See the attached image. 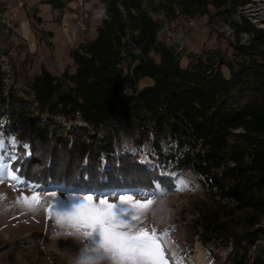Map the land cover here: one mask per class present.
<instances>
[{
    "label": "trees",
    "instance_id": "1",
    "mask_svg": "<svg viewBox=\"0 0 264 264\" xmlns=\"http://www.w3.org/2000/svg\"><path fill=\"white\" fill-rule=\"evenodd\" d=\"M245 2L95 0L96 36L70 52L71 73L41 68L6 88L0 68V136L15 138L19 180L156 195L175 190L165 173L188 172L218 206L197 233L200 245H230L228 264H264V31L243 19L232 26L252 36L249 45L227 42L183 67L157 37L163 24L229 16ZM142 80L150 84L139 88ZM233 222L242 232H231Z\"/></svg>",
    "mask_w": 264,
    "mask_h": 264
},
{
    "label": "rangeland",
    "instance_id": "2",
    "mask_svg": "<svg viewBox=\"0 0 264 264\" xmlns=\"http://www.w3.org/2000/svg\"><path fill=\"white\" fill-rule=\"evenodd\" d=\"M45 1L0 0V68L5 72L3 81L6 88L22 86L24 78L39 74L41 68H48L56 77L64 67L71 73L70 51L78 47L81 39L96 36L94 26L99 21V7L95 0H63L67 2L64 9H54ZM36 17L41 18L40 24ZM209 19L211 17L194 19L195 27L192 29L187 28L186 21L175 25L174 29L168 26L164 36L167 44L174 47L177 45L175 31L178 27L182 29L183 36L178 39L182 44V67L190 56L227 46L229 41L213 28ZM222 71L225 75L226 71ZM149 84V80H142L138 87ZM15 157V151L6 145L3 158L9 166ZM140 162L149 163L143 154ZM8 171L7 175L0 172L3 177L0 180V264H107L94 258L83 239L65 234L67 229L53 223L45 211L53 192L58 199L64 200L83 195H92L94 199L103 196L109 202H118L119 195H132L134 199L151 198L154 204L144 225L149 230L168 231L165 253L169 264H173L174 259H182L184 264H228L230 245H200L197 233L204 218L215 214L218 206L201 186L200 180L188 172L165 173L175 185V190L148 195L134 191L88 194L69 189L41 188L21 183L11 166ZM155 187L158 189V184ZM33 194L41 197V206L35 212L26 211L16 204L19 197H31ZM261 225L264 227V220ZM230 227L233 233L243 230L235 222Z\"/></svg>",
    "mask_w": 264,
    "mask_h": 264
},
{
    "label": "snow or ice",
    "instance_id": "3",
    "mask_svg": "<svg viewBox=\"0 0 264 264\" xmlns=\"http://www.w3.org/2000/svg\"><path fill=\"white\" fill-rule=\"evenodd\" d=\"M6 145L15 149V138L5 140L0 136V172L5 175L10 168L3 158ZM16 204L35 212L41 206V197L22 196ZM153 204L151 198L134 199L132 195H119L118 202H109L103 196L94 199L92 195L64 200L53 192L45 211L55 225L68 230L65 234L83 239L94 258L107 264H169L165 253L168 231L149 230L144 225ZM173 264L184 262L174 259Z\"/></svg>",
    "mask_w": 264,
    "mask_h": 264
},
{
    "label": "built area",
    "instance_id": "4",
    "mask_svg": "<svg viewBox=\"0 0 264 264\" xmlns=\"http://www.w3.org/2000/svg\"><path fill=\"white\" fill-rule=\"evenodd\" d=\"M245 19L257 30L264 31V0H246L244 5L238 6L229 16L212 15L211 23L215 30L221 32L223 37L226 38L232 45L247 46L251 42L252 36L248 33H240L236 35L233 26L235 24L242 25V20ZM187 28L192 29L195 27L194 19L189 20ZM168 31L167 24H163L157 33V37L166 35ZM177 45H169L175 50L176 54L181 53L182 44L178 39L183 36L182 29L178 27L175 31ZM180 43V45H178Z\"/></svg>",
    "mask_w": 264,
    "mask_h": 264
},
{
    "label": "crops",
    "instance_id": "5",
    "mask_svg": "<svg viewBox=\"0 0 264 264\" xmlns=\"http://www.w3.org/2000/svg\"><path fill=\"white\" fill-rule=\"evenodd\" d=\"M98 13H99V12L97 11V18H98V20H99V15H98ZM98 24H99V21H98ZM98 24H95V26H94L95 29H96V27L98 26ZM87 40H91V39H88V38H87V39H81V41L78 42V45H79L80 43H82V42L87 41ZM71 51H73V50H71ZM71 51H70V52H71ZM64 68H65V67H64ZM64 68L59 70L60 75L63 73ZM45 69H46L49 73H52V71L49 70L48 68H45ZM60 75H58V76H60Z\"/></svg>",
    "mask_w": 264,
    "mask_h": 264
},
{
    "label": "bare ground",
    "instance_id": "6",
    "mask_svg": "<svg viewBox=\"0 0 264 264\" xmlns=\"http://www.w3.org/2000/svg\"><path fill=\"white\" fill-rule=\"evenodd\" d=\"M169 246H172V244H170V242H167ZM172 250H174V247L172 248ZM174 254V253H173ZM175 257V256H174ZM200 264V263H198Z\"/></svg>",
    "mask_w": 264,
    "mask_h": 264
}]
</instances>
